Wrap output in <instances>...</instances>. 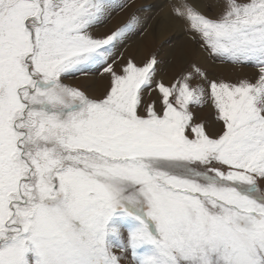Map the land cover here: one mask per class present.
<instances>
[{
	"label": "snow or ice",
	"instance_id": "1",
	"mask_svg": "<svg viewBox=\"0 0 264 264\" xmlns=\"http://www.w3.org/2000/svg\"><path fill=\"white\" fill-rule=\"evenodd\" d=\"M133 3L0 0V264H264V0Z\"/></svg>",
	"mask_w": 264,
	"mask_h": 264
},
{
	"label": "rangeland",
	"instance_id": "2",
	"mask_svg": "<svg viewBox=\"0 0 264 264\" xmlns=\"http://www.w3.org/2000/svg\"><path fill=\"white\" fill-rule=\"evenodd\" d=\"M164 3H165V0H134V3H133V5L132 6H134V9H133V11H137L138 12V14L144 19V20H146L147 21V23H149V24H152L153 22H155L154 20H152V19H150V17H152V16H154V10H160V7L159 6H163L164 5ZM132 8V7H131ZM144 8H152L153 9V11L152 12H144V11H139L140 9H144ZM130 9V8H129ZM129 9H127V10H129ZM127 10H125L124 12H122V14L123 13H125ZM132 11V12H133ZM131 13V12H130ZM129 13V14H130ZM121 14V13H120ZM119 14V15H120ZM119 15H117L115 18H117ZM129 16V15H128ZM128 16H127V18L123 21V22H125L127 19H128ZM115 18L112 20V22H111V25L114 23V20H115ZM122 22V23H123ZM121 24V23H120ZM110 25V26H111ZM116 26H118V25H116ZM111 27H113V26H111ZM147 32L145 33V36H147ZM139 39V38H138ZM152 41V40H151ZM130 43H133V42H130ZM134 44V43H133ZM148 46V48H152V47H154L155 45L152 43V42H149V44L147 45ZM136 50V48H135V46H132L130 49H129V51L130 52H132L133 54H134V51ZM230 70H228V69H223V72H224V74L225 75H227L228 74V72H229Z\"/></svg>",
	"mask_w": 264,
	"mask_h": 264
},
{
	"label": "bare ground",
	"instance_id": "3",
	"mask_svg": "<svg viewBox=\"0 0 264 264\" xmlns=\"http://www.w3.org/2000/svg\"><path fill=\"white\" fill-rule=\"evenodd\" d=\"M133 9H134V6H132V8H130L129 10H127L125 13H121L117 18H115V20H114V23L111 25V26H113V27H115L116 25H119L120 23H122L126 18H127V16L129 15V13L130 12H132L133 11ZM135 10V9H134ZM157 12H160V10H154V15H156V13ZM163 13L161 12V15H162ZM154 23V22H153ZM148 34H147V41H146V44L148 45L149 44V42H152L151 40V32H150V30H149V32H147ZM132 45L133 46H135V44H133L132 43ZM148 47V46H147ZM136 51V50H135ZM135 51H134V53H135Z\"/></svg>",
	"mask_w": 264,
	"mask_h": 264
}]
</instances>
